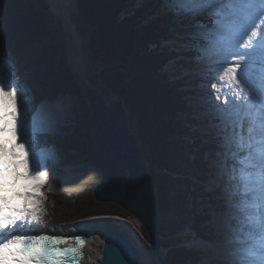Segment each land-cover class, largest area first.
Here are the masks:
<instances>
[{"label":"snow or ice","instance_id":"snow-or-ice-1","mask_svg":"<svg viewBox=\"0 0 264 264\" xmlns=\"http://www.w3.org/2000/svg\"><path fill=\"white\" fill-rule=\"evenodd\" d=\"M164 2L191 26L189 38L203 41L198 59L207 62L203 70L214 77L210 87L217 88L222 74L232 81L222 100L214 97L210 109L216 145L213 169L227 207L219 264H264V0ZM205 13L213 18L211 29L194 23ZM6 63L10 70L0 71V264L78 261L83 237H74L79 248L61 249L57 245L72 237L20 231L39 223L37 197L46 173L30 174V158L56 118L43 103L33 109L18 65L11 59ZM34 165L38 169V161Z\"/></svg>","mask_w":264,"mask_h":264},{"label":"trees","instance_id":"trees-1","mask_svg":"<svg viewBox=\"0 0 264 264\" xmlns=\"http://www.w3.org/2000/svg\"><path fill=\"white\" fill-rule=\"evenodd\" d=\"M75 1L79 18L91 28L85 41L93 60L90 79L106 96L123 99L130 112L138 113V137L158 190L160 212L164 211L163 208L168 210L176 200L172 194L174 178L160 170L165 168L173 172L177 167L181 152L174 134L183 133L186 128L178 115L184 111L185 104L181 99L184 94L179 87L180 81H170L166 74L160 72L170 56L177 53L160 52L159 47L152 49L149 43L158 44L160 36L167 35L175 15L173 12L158 13L159 17L141 24L148 15L156 13L154 4L160 0H149L142 7H133L136 0ZM129 10L134 14H128ZM121 11L128 15L120 19ZM45 14L46 11L37 7L34 0H0V71L10 70L3 63L8 54H12L16 58L21 83L33 97L34 110L43 98L55 100L64 91L79 98L84 113H87L82 91L71 68L64 75L59 72L54 60L56 47L38 49L34 45L39 37L50 34ZM40 140L39 147L54 144L64 151L76 150L75 158L85 154L89 145L80 137L56 138L52 134ZM184 193L180 183L177 195L182 198ZM51 199L56 219L60 222L96 214H120L124 217L130 214L120 205L97 201L92 195L86 199H74L73 196L54 194ZM143 231L152 240L145 228Z\"/></svg>","mask_w":264,"mask_h":264},{"label":"rangeland","instance_id":"rangeland-1","mask_svg":"<svg viewBox=\"0 0 264 264\" xmlns=\"http://www.w3.org/2000/svg\"><path fill=\"white\" fill-rule=\"evenodd\" d=\"M34 2L37 7H42L46 11L44 18L47 22L48 33H50L39 37L34 42V45L38 49L48 46L56 47L57 54L54 60L59 67L60 74L64 75L71 66V59L76 48L70 42V35L62 16L64 13L63 7L58 1L54 4H52L51 0H34ZM148 3L149 0H136L133 7H142L143 4L146 5ZM154 5L156 13L148 15L149 17L143 20L141 24L144 21L147 22V20L149 22V20H153V18L159 17L161 14L172 12L170 6L164 0H160ZM68 11L80 35L79 42L85 61V72L90 79V75L93 74V60L85 47V41L91 32V28L88 23L83 22L79 18L75 0H71ZM158 13L160 14L158 15ZM128 14L132 15L134 11L129 10ZM128 14L126 11H121L118 17L121 19V17ZM194 23L204 25L206 29H211L213 27V18L205 13L198 17ZM190 31H192L190 25L176 18L168 26L167 35L160 36L158 44L156 42L149 43L152 49L159 47L160 52L174 51L177 53L170 56L160 72L166 74L170 81H180L181 83L179 87H181L180 90L184 94L181 99L185 107L184 111H181L178 115L181 124L186 128L183 129V133L179 134L177 132L174 134L176 141H178L177 147H179L178 149L181 152L177 160L176 170L173 172L165 168L160 170V172H166L171 177L173 176L174 187L172 188V194L176 199L175 204L169 206L168 210L163 208L164 211L160 212L161 238L166 249V256L163 260H159V257H157L156 249L158 248L153 243V240H149L144 235L143 228L145 227L140 219L133 214H129L126 217L127 220L134 222L138 227L141 240H143L142 236L144 237V241H141L144 246L142 243H138L141 247L140 264H219V259L214 258L212 250L199 249L198 241L204 240L209 244L219 246L221 241L220 228L226 221V217H222L224 213H227L225 201L220 196L222 190L220 191L213 184L214 177H216L213 169L216 145L212 139L214 121L210 109L212 104L216 102L214 97L220 95L222 100L228 88L232 86V81L227 74H222V79L217 83V88L213 90L210 87L214 77L212 73L203 70L208 67L207 62H202L198 59L200 55L198 48L203 41L199 38L190 39L188 36ZM8 59L14 60L16 63V58L12 54H8L3 65L10 68V65L6 63ZM58 95L55 100L47 97L44 99L50 102L62 100L61 104L66 106V115L57 121L60 131L58 133L50 132L49 134L56 138L80 137L89 142L87 152L75 158L74 155H77L76 150L64 151L62 147H56L54 144L44 147L36 146V151L41 148H55L61 157H64L65 164L80 166L73 168L75 172H85L90 166L98 168L95 163L94 144L91 143V141H94V118L89 115V111L84 113L79 98L64 91ZM107 97L110 100L118 98L114 95H107ZM7 102L11 105L10 101L7 100ZM84 104L86 106L85 101ZM127 112L130 126L138 135L139 115L138 113L130 112L128 108ZM62 166L61 162L58 166L54 164L48 171L53 173L56 171L63 172ZM101 176L102 171L99 169V172L92 174V182L86 184L83 191L79 193L53 190L41 191L42 195L37 198L40 203L37 205L36 213L39 217V223L33 221L31 225L35 226L36 231H49L60 228L63 231L64 226L78 221L60 222L57 220V213L53 210L52 195L63 194L73 196L74 199H86L91 195L93 196L94 185L101 179ZM180 183L185 189L182 198L177 195ZM213 185L214 189L212 188ZM166 203L168 204V202ZM200 217L202 220L198 221ZM90 229L94 230L95 234L97 233L95 228L90 227ZM106 230L109 233L116 231L111 229V227ZM142 251L147 256L149 255L152 261L142 260Z\"/></svg>","mask_w":264,"mask_h":264},{"label":"water","instance_id":"water-1","mask_svg":"<svg viewBox=\"0 0 264 264\" xmlns=\"http://www.w3.org/2000/svg\"><path fill=\"white\" fill-rule=\"evenodd\" d=\"M64 20L68 30L69 21L66 17ZM74 56L75 52L70 67L82 91L89 115L94 118L95 163L102 171L101 179L94 185L93 196L97 201L114 202L138 217L155 246L165 249L161 238L158 190L140 139L130 126L126 105L121 98L108 99L100 87L86 76L85 69L82 71L74 66ZM94 216H106L118 222L127 220L119 214ZM77 235L85 240L81 250L84 256L85 244L95 241L96 234L94 230L88 229ZM77 235L67 240L74 248L80 247L74 239ZM102 239V254L96 264L141 263V247L128 232L102 233Z\"/></svg>","mask_w":264,"mask_h":264},{"label":"bare ground","instance_id":"bare-ground-1","mask_svg":"<svg viewBox=\"0 0 264 264\" xmlns=\"http://www.w3.org/2000/svg\"><path fill=\"white\" fill-rule=\"evenodd\" d=\"M51 1H52V4L58 1V3H60L63 7L64 13L62 14V16L66 17V20L69 21L68 24L70 25L68 28L69 34L71 35L70 42L76 48L75 56H74V66L77 69L84 71L85 61L83 57V52L81 50V44L79 42L80 35L77 32V26L73 22L69 14V11H68L71 0H51ZM262 23H264V21H262ZM229 84H231V82H229ZM61 102L62 100H58L55 102L44 100L41 102L44 105H46L47 108L55 115L56 123H55L54 128L51 131L54 133H58L60 131V126L57 123L58 119L66 115L65 113L66 106L61 104ZM4 103L8 104L7 100H4ZM9 110H11V105H9ZM10 138H11V134L9 133L7 134L6 139H10ZM36 161H38L39 163L38 169L35 168V165H34V162ZM60 162L63 165L62 166L63 172L56 171L53 173L52 171H48V169L53 167L54 164L58 166ZM78 167L80 166L65 164L64 157H61L60 153L55 148H41L36 151L35 156H32L30 158V174L36 175L37 171L46 173V175L42 177V186L39 189L40 192L41 191L44 192L45 190H53V191H58V192L69 191L70 193H79L80 191H83L84 186L88 184L89 182H92V174L99 172V169L90 166L88 169H86L85 172L73 171V168H78ZM214 178L215 179L213 180V184L215 185V187H217V177H214ZM214 185L212 187L213 189L215 188ZM220 196L222 199H224L223 192H221ZM223 216L226 217V214L224 213L222 217ZM90 227L95 228L97 230V233H96L95 241L88 242L85 245V257L83 259L84 264H96L99 261L101 254H102L101 253V246L103 244L102 233L109 234V232H107L106 229L110 227L111 229H114L116 231L128 232L129 235L137 243L140 242L144 246V243L141 242L143 240H141L140 233L138 232L139 231L138 227L135 225L134 222L130 220H124L123 222H118L106 216H94V217H89L86 219L75 221L67 226H64L63 231L60 230L61 229L60 228V229L49 230V231L43 230V232L65 234V235H75L77 233L90 229ZM20 231L39 233L41 230L36 231L35 226L26 225ZM66 244H70V243L66 242ZM198 247L199 249L212 250L214 258L219 259L220 245L216 246L214 244H209L205 242L204 240H200L198 241ZM156 253H157V257H159V260H163L164 257L166 256V252L163 249H156ZM142 260L152 261L149 255L147 256L144 252L142 253Z\"/></svg>","mask_w":264,"mask_h":264}]
</instances>
